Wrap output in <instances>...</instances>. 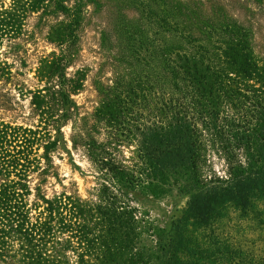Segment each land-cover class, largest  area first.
Listing matches in <instances>:
<instances>
[{
	"label": "trees",
	"instance_id": "obj_1",
	"mask_svg": "<svg viewBox=\"0 0 264 264\" xmlns=\"http://www.w3.org/2000/svg\"><path fill=\"white\" fill-rule=\"evenodd\" d=\"M105 1L13 0L0 12L1 21L22 25L29 11H41L40 19L62 16L52 40L57 49L38 69L45 84L31 91L40 124L0 123V176L11 167L21 173L0 180V264H154L157 252L189 246L186 222L169 234L155 229L156 249L141 242L129 195L138 197L144 183L155 198L175 189L187 195L186 214L206 218L235 205L264 227V56L255 53L251 32L223 0H128L141 22L122 27L115 17L98 24L94 51L96 75L113 59L118 74L127 65L131 80L118 77V89L96 84L97 106L82 116L72 95L85 87L88 69L69 75L79 55L73 32L82 27L86 4L101 9ZM113 1L118 8L127 0ZM68 120L73 147L124 190L125 199L115 196L108 206L78 194H48L49 178L58 177L53 154ZM8 136L18 142L14 150L4 148ZM127 144L137 149L139 170L130 166ZM30 172L37 173L34 185ZM165 259L161 264L177 263ZM224 264H264V256Z\"/></svg>",
	"mask_w": 264,
	"mask_h": 264
},
{
	"label": "rangeland",
	"instance_id": "obj_2",
	"mask_svg": "<svg viewBox=\"0 0 264 264\" xmlns=\"http://www.w3.org/2000/svg\"><path fill=\"white\" fill-rule=\"evenodd\" d=\"M223 1L229 13L235 15L241 21L239 23L244 24L251 32L255 53L264 56V0ZM12 2L13 0H4V3H0V12L5 11L4 8H10ZM105 2L108 4L101 9H96L92 3L86 4L82 27L79 32H73L74 39L79 44L76 49L79 55L75 66L68 69L69 75H73L78 67L88 69L85 87L72 95L74 102L78 104V112L82 116L88 115L97 106L96 84L101 83L102 87L115 86L118 89L114 82L118 77L119 81L123 78L129 81L132 77V74H129L130 71L126 70L127 65L122 63L118 74V67L113 64V59L106 60L100 75H96L97 53L94 49L97 47L100 36L98 24L105 26L115 17V22L122 27L125 24L128 28H135L138 22H141L140 12L133 8V2L127 0L118 8L114 7L118 2L113 0ZM41 14V11H29L26 22H22L23 25L1 21L3 18L0 16V123L8 126L24 125L37 128L36 126L40 124V117L33 111L31 91L45 84L37 77L38 69L41 66V60L57 49L52 40H57L61 32L58 25L62 19L61 15L40 19ZM62 132L61 146L53 154V159L58 165V177L49 178L48 194L53 196L61 192L73 193L108 206L115 196L125 199L124 190L102 178L100 168L93 164L79 148L73 147L72 120L65 122ZM9 133H12L11 130ZM14 140L13 136L4 139V148L14 150L15 145L18 144ZM20 147L17 145V148ZM35 151L41 154L44 148L36 145ZM125 154L130 166L139 170L140 156L135 145L127 144ZM217 164L221 169V163L216 159ZM15 170L11 167L4 171L0 180L9 179V177L18 179L16 173H21L20 171L15 173ZM137 175L140 176V174ZM28 179L34 185L38 180L37 173L30 172ZM145 186L147 183L140 186L141 192L138 197L129 195V203L138 215L135 232L139 235L141 242L148 249H156L155 229L165 228L166 233L169 234L170 231L177 230L179 224L186 222L183 229L190 243L186 247H177L171 251L170 255H164L162 251L157 252L156 257L152 259L154 264H161L167 257L177 262L175 264H201V261L202 264H209V260L213 259L218 261L217 264H224L230 258L237 261L245 256L251 258L252 254L258 257L264 256V227L255 214L243 212L241 207L230 205L206 218H200L199 214L185 213L187 195L178 194L175 189L160 198H155L144 190L147 189ZM219 241H227L228 248L222 247ZM200 258L203 260H199ZM107 264H120V261L115 260L114 263L108 261Z\"/></svg>",
	"mask_w": 264,
	"mask_h": 264
}]
</instances>
